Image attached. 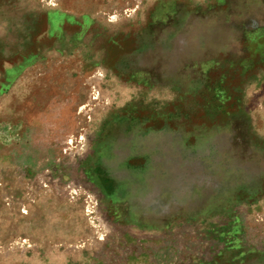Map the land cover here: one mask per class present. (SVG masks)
I'll use <instances>...</instances> for the list:
<instances>
[{
	"label": "rangeland",
	"instance_id": "obj_1",
	"mask_svg": "<svg viewBox=\"0 0 264 264\" xmlns=\"http://www.w3.org/2000/svg\"><path fill=\"white\" fill-rule=\"evenodd\" d=\"M0 264H264V0H0Z\"/></svg>",
	"mask_w": 264,
	"mask_h": 264
},
{
	"label": "crops",
	"instance_id": "obj_2",
	"mask_svg": "<svg viewBox=\"0 0 264 264\" xmlns=\"http://www.w3.org/2000/svg\"><path fill=\"white\" fill-rule=\"evenodd\" d=\"M162 135V137H164L165 139L167 138H172L174 135L173 133H167V132H163V133H160Z\"/></svg>",
	"mask_w": 264,
	"mask_h": 264
}]
</instances>
